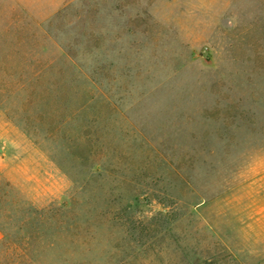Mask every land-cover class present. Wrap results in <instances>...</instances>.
<instances>
[{"label":"rangeland","instance_id":"374dc122","mask_svg":"<svg viewBox=\"0 0 264 264\" xmlns=\"http://www.w3.org/2000/svg\"><path fill=\"white\" fill-rule=\"evenodd\" d=\"M0 264H264V0H0Z\"/></svg>","mask_w":264,"mask_h":264}]
</instances>
